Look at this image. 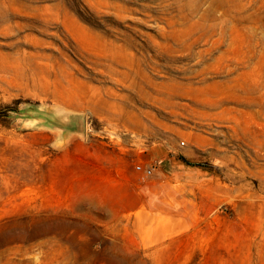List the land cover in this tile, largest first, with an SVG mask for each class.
<instances>
[{
  "label": "rangeland",
  "instance_id": "1",
  "mask_svg": "<svg viewBox=\"0 0 264 264\" xmlns=\"http://www.w3.org/2000/svg\"><path fill=\"white\" fill-rule=\"evenodd\" d=\"M0 264H264V0H0Z\"/></svg>",
  "mask_w": 264,
  "mask_h": 264
},
{
  "label": "built area",
  "instance_id": "2",
  "mask_svg": "<svg viewBox=\"0 0 264 264\" xmlns=\"http://www.w3.org/2000/svg\"><path fill=\"white\" fill-rule=\"evenodd\" d=\"M136 171L141 173L142 175L150 176L152 174L153 167L151 166L142 167L140 165H136Z\"/></svg>",
  "mask_w": 264,
  "mask_h": 264
}]
</instances>
